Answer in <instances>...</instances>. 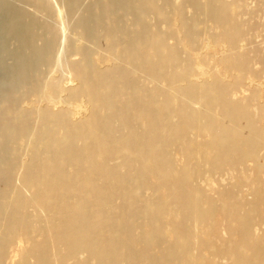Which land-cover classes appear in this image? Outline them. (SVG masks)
I'll return each instance as SVG.
<instances>
[{
  "label": "bare ground",
  "instance_id": "1",
  "mask_svg": "<svg viewBox=\"0 0 264 264\" xmlns=\"http://www.w3.org/2000/svg\"><path fill=\"white\" fill-rule=\"evenodd\" d=\"M238 1L0 0V264H264Z\"/></svg>",
  "mask_w": 264,
  "mask_h": 264
},
{
  "label": "rangeland",
  "instance_id": "2",
  "mask_svg": "<svg viewBox=\"0 0 264 264\" xmlns=\"http://www.w3.org/2000/svg\"><path fill=\"white\" fill-rule=\"evenodd\" d=\"M232 9L244 29L243 39L238 43V50L249 59L251 72L237 87L239 91L237 95L247 97L254 88L260 89L262 93L257 100L259 103H264V0H240L234 3ZM202 51L204 52L205 49L203 48ZM16 174L15 177L18 175ZM18 179H14L13 183L20 184Z\"/></svg>",
  "mask_w": 264,
  "mask_h": 264
}]
</instances>
